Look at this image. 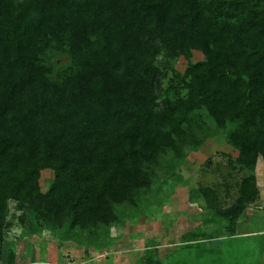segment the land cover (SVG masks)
Wrapping results in <instances>:
<instances>
[{
  "label": "trees",
  "instance_id": "1",
  "mask_svg": "<svg viewBox=\"0 0 264 264\" xmlns=\"http://www.w3.org/2000/svg\"><path fill=\"white\" fill-rule=\"evenodd\" d=\"M192 50L204 59L181 77L183 101L157 109L155 61ZM49 51L67 66L47 64ZM200 109L231 127L238 165L264 161V0H0V240L10 200L45 228L115 220L149 187L159 151L195 142L183 112ZM200 192L213 207L215 191ZM256 196L244 176L218 214L231 229Z\"/></svg>",
  "mask_w": 264,
  "mask_h": 264
},
{
  "label": "rangeland",
  "instance_id": "2",
  "mask_svg": "<svg viewBox=\"0 0 264 264\" xmlns=\"http://www.w3.org/2000/svg\"><path fill=\"white\" fill-rule=\"evenodd\" d=\"M160 54L155 61L164 77L155 100L159 110L166 98L183 101V93H176L184 90L180 79L191 64L204 59L197 50L189 58ZM46 55L47 64L54 62L57 71L68 64V58L57 52ZM183 115L192 121L195 142L178 151L173 146L159 151L149 187L139 190L133 203L115 205V220L89 229L67 222L45 228L31 208L20 210L10 200L1 253H12L15 264H262L264 161L259 156L253 170L238 165L239 151L229 141L228 124L218 127L204 109ZM244 176L254 177L257 196L230 229L218 211L236 203ZM53 179L52 169L40 170L42 192ZM205 188L216 193L213 207L200 192Z\"/></svg>",
  "mask_w": 264,
  "mask_h": 264
}]
</instances>
